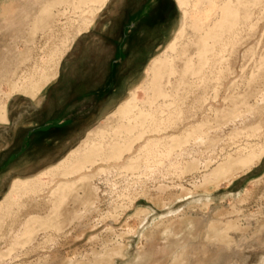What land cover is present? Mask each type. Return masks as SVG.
Listing matches in <instances>:
<instances>
[{
  "label": "rangeland",
  "instance_id": "1",
  "mask_svg": "<svg viewBox=\"0 0 264 264\" xmlns=\"http://www.w3.org/2000/svg\"><path fill=\"white\" fill-rule=\"evenodd\" d=\"M87 1L14 0L9 18H0V102L8 101L7 93L13 91L14 95L27 94L31 88H26V84L33 76L39 81L45 78L46 71L54 73V59L59 49L68 47ZM166 1L174 4V13L165 26L158 28L159 42L152 54L142 56V67L131 73L117 99L104 104L87 129L102 122L137 84L142 85L137 90L140 104L150 108L145 69L152 57L173 54L166 47L184 16L177 0ZM256 1L252 3L250 23H242L235 34H223L218 47L227 58L216 61L214 72L208 70L206 82L202 73L184 75L180 71L172 77L174 84L168 88L176 96L168 99L177 100L171 108L175 110L174 119H169L171 111L167 107L158 113L159 124L166 118L172 126L147 135V140L152 136L163 141L143 148L144 158L133 163L134 167L130 166V158L140 153L146 139L133 152H124V160L100 163L106 167L113 165L112 173L84 181L78 180L77 174L72 177L77 179L75 184L60 186L58 181H65V173L75 168L48 171L38 175L29 187L20 184L6 198L0 211V264H264V155L251 166L240 159L252 149L264 147V0ZM150 3L153 20L161 22L157 18L161 9L156 8L160 3L154 4L153 0ZM120 4L122 0L118 1L114 19L109 20L102 11L99 21L88 31L101 30L106 21L115 23L113 30L117 31L116 20L124 9ZM144 26L145 30L151 28ZM194 51L191 50V55L196 62ZM178 65L182 69L183 61L179 60ZM219 70L224 73L219 74ZM13 81H23L26 86L14 90ZM181 110L183 113L178 115ZM85 134L74 147L81 144ZM197 135L205 136V142L197 144L194 140ZM100 141L96 137V142ZM149 154L153 163L162 160L165 165L146 175L142 172ZM194 158L203 162L201 168L188 165ZM173 160L177 164H169ZM77 162L85 163L87 159ZM100 164L93 167L95 172ZM219 164L225 165L217 173L214 169ZM212 172L215 175L209 174ZM206 173L210 182L205 186ZM11 183L0 194V200L10 191ZM164 187L167 194L158 197ZM170 207L184 209L181 213L196 220L194 234H188L180 217L170 221L164 217ZM171 223L176 227L175 236L161 235L164 225ZM155 230L157 235L152 239ZM208 233L222 242L218 248H208V242L213 241ZM228 243L240 244L238 261ZM181 250L186 258L176 261Z\"/></svg>",
  "mask_w": 264,
  "mask_h": 264
},
{
  "label": "bare ground",
  "instance_id": "2",
  "mask_svg": "<svg viewBox=\"0 0 264 264\" xmlns=\"http://www.w3.org/2000/svg\"><path fill=\"white\" fill-rule=\"evenodd\" d=\"M118 1L119 0H116V2L115 0L87 1L88 6L82 11V17L78 22V27L74 28L75 32L69 38L68 47L59 49V51L57 50L58 56L55 59L53 58L55 60V66L53 67V69H57L59 67V64L61 63L67 51H70V49L76 44L79 38L94 26V24L100 18L99 15L106 7L109 8L112 5L110 9H114V11L116 10ZM252 3L253 0H177V4L183 11L184 16L182 24L176 32L175 37L170 40L166 47L167 50L172 52L173 54L167 56L163 55L152 57L148 67L145 69V73L147 74L148 78L144 83L147 85V90L151 94L147 101L150 105V108H146V106H142L140 104L137 96V90L142 85H135L132 89H130L129 96L120 101L117 107L113 111L108 113L102 122L88 129L79 146L74 147L57 164L48 169L49 172H55L61 169L75 168L74 170H68V172L65 173V175L67 176L66 180L64 179L65 181H58V183H60V186L62 184L68 186L73 185L77 182V179L80 181H84L93 179L96 175L98 176L100 174L112 173V168L114 169L113 165L112 167H106L104 165H101L100 163L103 162L105 164H109L111 161L124 160V152H133L138 143L142 141V139L147 140L148 134L156 132L160 133L162 131L168 130V128H171L172 124H168L166 122V118H163V122H160L159 124L158 119L160 114L158 113L164 112L166 109L164 107L169 108L171 111L174 102L177 101L176 99H168L169 97L174 96L173 92L168 88V85L173 86L172 84H174L172 77L180 71L183 72L182 74L184 75L188 72H193L196 74L202 73L205 78L203 79V81L206 82L208 70L210 69L212 72H214V69H216L217 66L216 61L218 60L221 62L223 58H227L225 57L224 52V55H222L223 49L218 47V45L221 44L223 34H235V31H237L238 27L242 23L244 24L246 21L250 23L253 18ZM13 4L14 0H0V18L6 20L9 18L13 10ZM160 21H163V18L160 19ZM165 22L163 24H165ZM157 24V22H154L152 24V28H159V26H155ZM143 29L145 30L146 28L144 27ZM155 39L157 41L159 40L157 37ZM192 49L195 50L194 53L198 58L196 62L194 61V55H191L193 53L191 52ZM179 60L183 61L182 69H180L178 65ZM218 72L219 74H222V72L224 73L223 70H219ZM49 74L50 73L46 71L43 76L49 79L50 77H52L49 76ZM196 76L199 77L198 75ZM34 77L35 76H33L32 79L28 81V84H26L28 86L26 88H31L33 91V95H36L37 93H40L43 88L42 81H36ZM1 81L2 80H0V82ZM26 85L23 81L22 83L21 81H13L14 90L17 91L21 88H24V86ZM220 85L216 90L215 98H217L220 94ZM0 89L2 88L0 87ZM7 95L10 96L11 93ZM160 99L163 100L160 102ZM162 108L163 111L160 110ZM7 112V103L1 102L0 114L6 116ZM174 112L175 110L171 111V113L169 114V119H174ZM181 113H183L182 110L179 111L178 115H180ZM155 123L157 124V128H154V125L156 126ZM96 137H100L101 141L97 143ZM176 137L177 136L174 135L172 138L175 139ZM194 140L197 144L200 145L205 142V136L197 135ZM162 141L163 138H152L151 136L144 146V143L141 145L140 153L131 156L130 166L134 167L133 163L140 162L144 158V155L142 153L143 148L145 149L146 147L149 148L153 145H159L160 143H162ZM260 148L261 149L259 150H257L256 148L252 149L246 155L241 156V161L245 162V164L248 166L254 165L256 161L261 159L264 155V147L262 146ZM172 151L173 150H170V152ZM161 154H163V152ZM81 158H86L88 163H85H87L88 165L83 162L78 163L80 161L75 163ZM151 158V155L145 157V161L147 164L145 163V168L142 173L145 172L146 175H148L149 173H156L157 169L161 167L163 168L165 165L163 164L164 162L162 160H160V163L158 164L153 163V160H151ZM200 163L203 164V162H201L198 158H194L189 162L188 165H190L191 167H197L199 169L201 168ZM97 164H100L101 167L99 171L95 172V169L93 170V167ZM160 164H162V166ZM169 164L174 165L177 163L173 160L170 161ZM224 165L219 164V166L216 167L214 171L220 173ZM77 166H79V168L76 170ZM121 166L127 168V165L125 164H122ZM205 167H207V163H205ZM142 173L139 174V179L142 177ZM77 174H79V178L73 180L72 177ZM209 174L215 175L214 172ZM204 176V185L206 186L210 182V177L209 175H207V173ZM37 178V176H31L29 178H17L13 182V184L11 183L12 186L10 188V191L6 193L4 199L2 198L3 200H0V211L5 206L6 198L10 197L11 193L16 191L19 188L18 186L20 184H22L23 186L28 185L29 187V184L36 181ZM167 192V188H160L158 197H163L167 194ZM183 210L184 209L170 207L167 210L168 213L164 217H169L167 218L168 221L180 217L179 219H181L182 221L181 224L186 226L188 229V234H192L196 230V220L188 217L184 212L181 213ZM151 211L152 210H148V212ZM82 213L84 214V212ZM78 215L81 218L83 217L81 213H79ZM73 221L75 222V220ZM154 232V236H151L152 239H155L157 235V230H155ZM160 233L161 235H168L167 237L173 234L175 236L176 227H173L172 223L164 225V227L160 230ZM207 236L211 240L213 239V241L208 242V248L213 247L214 249H216L219 247L220 243H222L215 239L214 236H210V233H208ZM228 244L229 247L235 250V260L238 261L241 256L238 254L237 246H239L240 244ZM185 256V251L181 250L176 254L175 260L179 261L185 259ZM0 259H2V255Z\"/></svg>",
  "mask_w": 264,
  "mask_h": 264
},
{
  "label": "crops",
  "instance_id": "3",
  "mask_svg": "<svg viewBox=\"0 0 264 264\" xmlns=\"http://www.w3.org/2000/svg\"><path fill=\"white\" fill-rule=\"evenodd\" d=\"M150 1L122 0L117 31L110 21L101 30L88 31L49 74L52 77L40 79V93L11 92L8 101L3 100L8 112L0 114V194L17 178H29L32 170L38 176L57 164L88 131L104 104L117 99L131 73L142 67V56L152 54L160 36L152 28ZM110 7L103 10L109 20L117 14ZM145 21L146 26L151 23L148 30L140 26Z\"/></svg>",
  "mask_w": 264,
  "mask_h": 264
},
{
  "label": "flooded vegetation",
  "instance_id": "4",
  "mask_svg": "<svg viewBox=\"0 0 264 264\" xmlns=\"http://www.w3.org/2000/svg\"><path fill=\"white\" fill-rule=\"evenodd\" d=\"M160 4H158V6L156 7V8H158V7H160L159 9H161V13H159V15H158V19H162V18H164V20L163 21H161V22H158V26L160 27V26H162V25H164L163 23L165 22V21H167V18H168V16H170V15H173V13H174V4L173 3H171V5H166V2H164L163 0L162 1H160L159 2ZM162 4V5H161ZM164 8H163V7ZM162 7V8H161ZM167 10V11H166ZM157 11V10H156ZM154 12H155V9H154ZM162 17V18H161ZM165 18H166V20H165ZM166 23V22H165ZM146 24V21L144 22V24H142V25H140V26H144ZM156 30H158V28H155Z\"/></svg>",
  "mask_w": 264,
  "mask_h": 264
}]
</instances>
